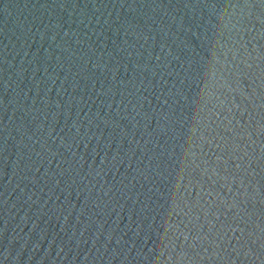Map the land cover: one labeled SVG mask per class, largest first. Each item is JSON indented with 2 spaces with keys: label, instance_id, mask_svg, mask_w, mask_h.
<instances>
[{
  "label": "water",
  "instance_id": "water-1",
  "mask_svg": "<svg viewBox=\"0 0 264 264\" xmlns=\"http://www.w3.org/2000/svg\"><path fill=\"white\" fill-rule=\"evenodd\" d=\"M0 264H264V0H0Z\"/></svg>",
  "mask_w": 264,
  "mask_h": 264
}]
</instances>
